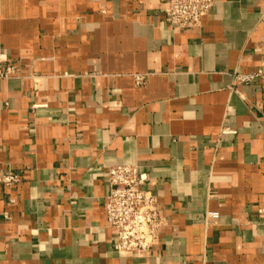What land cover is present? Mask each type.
<instances>
[{
    "label": "crops",
    "instance_id": "obj_1",
    "mask_svg": "<svg viewBox=\"0 0 264 264\" xmlns=\"http://www.w3.org/2000/svg\"><path fill=\"white\" fill-rule=\"evenodd\" d=\"M0 0V264H264V0ZM144 82L137 84V76ZM148 176L143 255L108 225L107 171Z\"/></svg>",
    "mask_w": 264,
    "mask_h": 264
},
{
    "label": "built area",
    "instance_id": "obj_2",
    "mask_svg": "<svg viewBox=\"0 0 264 264\" xmlns=\"http://www.w3.org/2000/svg\"><path fill=\"white\" fill-rule=\"evenodd\" d=\"M215 0H167L164 14L167 22L174 28L188 29L199 27L208 15ZM1 75H6L0 71ZM255 80L264 82V69L255 72H237L234 86ZM137 84L144 82L143 76H137ZM110 190L106 197V215L109 227L116 234L117 249L120 253L143 255L150 252L165 226V218L159 210L156 195L144 189L148 180L134 164H116L107 171ZM19 175L9 172L0 173V183L12 185Z\"/></svg>",
    "mask_w": 264,
    "mask_h": 264
}]
</instances>
